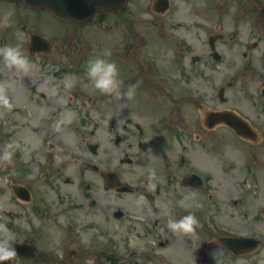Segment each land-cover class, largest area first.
<instances>
[{
    "label": "flooded vegetation",
    "instance_id": "obj_1",
    "mask_svg": "<svg viewBox=\"0 0 264 264\" xmlns=\"http://www.w3.org/2000/svg\"><path fill=\"white\" fill-rule=\"evenodd\" d=\"M121 1L126 4L116 14L119 59L138 62L140 47L165 50L163 57L144 64L149 65L148 89H141L134 69L126 68L121 92L134 86L131 99L87 91L95 95L87 97L85 121L76 129L82 131V143L94 141L99 147L96 155L85 154L78 167L71 154H60L69 141L68 123L60 125L52 115L78 112L71 98L75 101V93L83 91L65 89L70 74L26 80L39 88L25 93L30 107L47 117L35 115L30 132L21 127V138L11 130L17 128V118L9 117L11 129L0 145L11 141L19 147L11 164L0 161V224L15 233V244L34 250L26 249L8 263L215 264L211 254L220 241L219 264H264V201L255 205L253 196L254 189H263L264 176L253 169L249 153L264 137L255 143L239 137L246 142V154H228L231 139L205 132L208 116L215 113L237 116L258 133L264 129V0H168L163 14L162 6H154L158 0ZM0 2L7 11L13 4ZM61 45L68 56L79 50L74 43ZM51 50L49 56L61 48L51 44ZM71 59L77 60L55 62ZM239 63L248 74L239 73ZM140 70L145 77V68ZM247 75L259 78L256 96L248 90ZM156 95L168 104L169 143L177 142L184 152L163 157L138 148L126 157L131 169H125L118 148L150 141L146 131L152 127ZM90 110L100 114L99 121L91 120ZM219 127L236 135L225 124L214 128ZM157 140L154 136L153 143ZM108 141L114 149H108ZM186 194L199 207L178 206ZM189 211L199 221L193 234L167 229L169 218Z\"/></svg>",
    "mask_w": 264,
    "mask_h": 264
},
{
    "label": "rangeland",
    "instance_id": "obj_2",
    "mask_svg": "<svg viewBox=\"0 0 264 264\" xmlns=\"http://www.w3.org/2000/svg\"><path fill=\"white\" fill-rule=\"evenodd\" d=\"M37 21L34 24L35 29L39 32H42V34L46 37H51L50 39L54 40V41H58V42H66L68 43L71 40H75V41H86L89 43H86L85 46L82 47L81 50H79V52H81L78 55H75L73 57L76 58H80L78 59L79 62H74L73 59H71L70 62H68V64L73 65L72 69H76L82 68V59L81 58H85L88 55H92L93 53H95V48L93 46L94 43H103L104 41H106L107 43L110 44L111 50L113 53H115V50L117 48V42L115 40V28L109 26H106L105 29H98L97 27H84V26H76L75 30H74V35L72 36V31L73 28H71V26L65 25V24H61L60 22L56 21V20H52V18L45 14L44 12L39 13L37 15ZM27 18H31L30 14H26ZM7 22L5 20L2 21V23L0 24L2 29L7 28ZM5 44H14L13 41L11 39H9L7 37V35L3 32H0V46H3ZM99 47L97 48V50L101 51L97 53V56H103L104 53L110 52V49L107 48L106 44H97ZM23 49L24 46H21ZM61 48V50H57L58 54L53 55L51 58L47 59L45 58V62L48 65V63H50L49 61H60V59L66 58L68 57L67 55L63 56V45H61V43L57 46V49ZM85 48H89L90 53H85ZM94 57V58H95ZM106 59H109L110 61L114 62L118 69H119V75L120 74H128L129 71H127L125 69V66L123 64V62L121 60H116L114 58H112L111 52H110V56L105 57ZM30 63H31V69L28 73H24L21 71H16V70H12L7 68L2 61H0V95H6L8 97V100L19 98L21 99V101L17 102V104H19L20 110L23 112L21 117L19 118V122L24 123L22 126L24 125H29V119L33 118V114H38L37 110H34L33 108H31L29 106V103L27 102V100L23 99L24 97H22V94L25 93L27 91V87H26V83L29 84L28 82H26L25 80H29L31 78H33L34 76H39V75H45V77L47 78H52V75H60L59 72H61V68L63 67L62 64H55V63H50L53 64L54 66H43L41 64L38 63V61L36 62H32L31 58H29ZM60 66V67H59ZM238 67H243L240 63ZM9 69V70H8ZM75 70H73L74 72ZM72 73V72H71ZM74 73H79V72H74ZM73 75V74H72ZM79 77H75V80L77 79V82H79V80L81 79H85V84L88 86L89 82L88 77L85 78L84 75L79 74ZM258 89V88H257ZM255 89H251V92L255 93L256 90ZM88 114L92 115L93 121H95L97 119L98 113L96 110H90V112ZM7 106L0 104V139H3L2 137L4 136V138H7V130L10 126L9 122L7 123ZM65 117H69L67 120H65ZM62 119L65 121H68L69 126H74L76 124H78L80 121H83L84 119V113L83 111L81 112H72L69 113L68 115H63ZM149 127V125H148ZM129 132H133L132 130L128 129ZM111 147V146H109ZM68 151L70 153H76L78 155H80V159L82 160L85 157V151L83 150V148L80 146V144L77 141L72 142L71 144H69L68 147ZM264 161V160H263ZM79 163H77L78 165ZM261 170H264V164H261ZM255 204H257V202H255ZM61 224L66 227V224L62 221V218L60 219Z\"/></svg>",
    "mask_w": 264,
    "mask_h": 264
},
{
    "label": "clouds",
    "instance_id": "obj_3",
    "mask_svg": "<svg viewBox=\"0 0 264 264\" xmlns=\"http://www.w3.org/2000/svg\"><path fill=\"white\" fill-rule=\"evenodd\" d=\"M29 39L30 37L25 31L17 30L15 33L16 43L0 46V61L9 69L28 73L31 69L29 53L21 47V44L29 41ZM107 56H110V52L106 51L103 56H97L87 62L86 75L90 83L102 94L119 95L125 98V100L131 99L135 94L134 86H129L121 92L123 82L119 76V69L114 62L105 58ZM63 83L65 89H71L75 84V77L71 75L66 76ZM0 104L5 106L9 104L6 95H0ZM68 118L65 117V120ZM18 147L19 145L11 141L0 145V161L11 164L15 150ZM151 175L154 176L155 173L153 172ZM148 187L149 189H154L155 184H149ZM177 204L185 209H191L194 206L199 207L198 204L194 205L192 194L184 195L177 201ZM198 223L199 221L195 213L189 211L188 214L178 219L169 218L166 227L172 233L193 234ZM16 242L15 233L7 225L0 224V264L11 262L17 256V250L14 247ZM223 247L224 245L220 241H216V247L211 254L215 264H219Z\"/></svg>",
    "mask_w": 264,
    "mask_h": 264
},
{
    "label": "water",
    "instance_id": "obj_4",
    "mask_svg": "<svg viewBox=\"0 0 264 264\" xmlns=\"http://www.w3.org/2000/svg\"><path fill=\"white\" fill-rule=\"evenodd\" d=\"M44 4H47L56 13H62L64 18H74L76 15L82 14L86 16L91 10L103 6V2L100 0H42ZM57 6H62L57 9ZM74 7V10L71 8Z\"/></svg>",
    "mask_w": 264,
    "mask_h": 264
}]
</instances>
